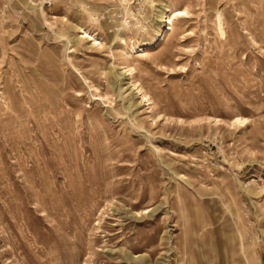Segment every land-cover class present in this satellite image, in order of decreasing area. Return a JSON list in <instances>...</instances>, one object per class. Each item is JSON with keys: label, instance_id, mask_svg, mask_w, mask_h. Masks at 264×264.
Returning a JSON list of instances; mask_svg holds the SVG:
<instances>
[{"label": "rangeland", "instance_id": "obj_1", "mask_svg": "<svg viewBox=\"0 0 264 264\" xmlns=\"http://www.w3.org/2000/svg\"><path fill=\"white\" fill-rule=\"evenodd\" d=\"M54 1L0 20V264H264V0Z\"/></svg>", "mask_w": 264, "mask_h": 264}, {"label": "built area", "instance_id": "obj_2", "mask_svg": "<svg viewBox=\"0 0 264 264\" xmlns=\"http://www.w3.org/2000/svg\"><path fill=\"white\" fill-rule=\"evenodd\" d=\"M20 0H0V20H7L11 15L22 19L27 13L32 10H49L52 9L54 4H57L54 0H24L22 7H17L16 3Z\"/></svg>", "mask_w": 264, "mask_h": 264}, {"label": "bare ground", "instance_id": "obj_3", "mask_svg": "<svg viewBox=\"0 0 264 264\" xmlns=\"http://www.w3.org/2000/svg\"><path fill=\"white\" fill-rule=\"evenodd\" d=\"M165 6V5H164ZM163 8V7H162ZM165 8V7H164ZM163 15V14H162ZM185 16V13L183 11H173L172 12V16L171 17H168L167 21L169 23V26L171 27L169 30L170 31H173L174 30V21L176 20H180V19H183ZM160 23V22H159ZM82 31V30H81ZM223 32V31H221ZM81 34L84 35V39H89L90 42H95V45H97V40L95 37H93L92 35H90L87 31H82ZM162 34V33H161ZM158 36L161 37L160 35V32H158ZM82 39V38H81ZM136 49V48H135ZM238 122L244 127V126H247L248 125V120H238ZM145 213H149V212H145Z\"/></svg>", "mask_w": 264, "mask_h": 264}]
</instances>
